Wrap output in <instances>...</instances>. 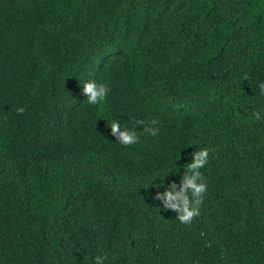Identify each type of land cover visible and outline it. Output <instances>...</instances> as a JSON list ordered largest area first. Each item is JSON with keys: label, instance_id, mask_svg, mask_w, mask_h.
I'll list each match as a JSON object with an SVG mask.
<instances>
[{"label": "trees", "instance_id": "16d2710c", "mask_svg": "<svg viewBox=\"0 0 264 264\" xmlns=\"http://www.w3.org/2000/svg\"><path fill=\"white\" fill-rule=\"evenodd\" d=\"M261 81L264 0H0V264H264ZM203 147L181 225L154 197Z\"/></svg>", "mask_w": 264, "mask_h": 264}, {"label": "clouds", "instance_id": "9594fccd", "mask_svg": "<svg viewBox=\"0 0 264 264\" xmlns=\"http://www.w3.org/2000/svg\"><path fill=\"white\" fill-rule=\"evenodd\" d=\"M248 80L246 74L241 76V80ZM257 90L260 96H264V81L258 82ZM110 89L106 84L88 81L83 84V94L87 97L90 105L101 106L108 97ZM19 114H23L25 109H17ZM256 120L264 119V108L252 114ZM159 120L152 119L150 122L138 121L136 125L127 128L119 120H113L110 124L112 135L116 137L117 143L122 146H132L140 142V136H156L159 131ZM142 126L143 132H138L137 127ZM211 149L203 147L194 149L191 154V161L187 168H183V175L180 182H172L162 192H157L155 200L161 202L165 210H172L176 213V219L181 225L190 226L194 220L201 215V206L204 204L209 184L207 177L202 172L209 164ZM106 255L100 254L93 258L94 264H104Z\"/></svg>", "mask_w": 264, "mask_h": 264}]
</instances>
